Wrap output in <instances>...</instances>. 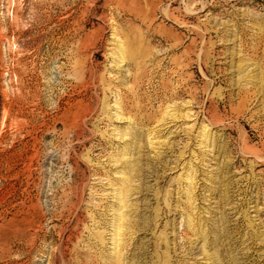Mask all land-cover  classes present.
Listing matches in <instances>:
<instances>
[{
  "label": "rangeland",
  "instance_id": "obj_1",
  "mask_svg": "<svg viewBox=\"0 0 264 264\" xmlns=\"http://www.w3.org/2000/svg\"><path fill=\"white\" fill-rule=\"evenodd\" d=\"M0 264H264V0H0Z\"/></svg>",
  "mask_w": 264,
  "mask_h": 264
}]
</instances>
